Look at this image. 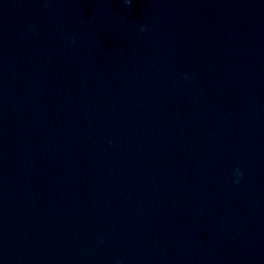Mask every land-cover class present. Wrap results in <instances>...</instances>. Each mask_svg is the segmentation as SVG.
<instances>
[{
  "label": "water",
  "instance_id": "obj_1",
  "mask_svg": "<svg viewBox=\"0 0 264 264\" xmlns=\"http://www.w3.org/2000/svg\"><path fill=\"white\" fill-rule=\"evenodd\" d=\"M0 264H264V0H0Z\"/></svg>",
  "mask_w": 264,
  "mask_h": 264
},
{
  "label": "clouds",
  "instance_id": "obj_2",
  "mask_svg": "<svg viewBox=\"0 0 264 264\" xmlns=\"http://www.w3.org/2000/svg\"><path fill=\"white\" fill-rule=\"evenodd\" d=\"M141 30H143V28H141ZM233 175H234V177L239 178L240 175H241L240 170H239L238 168L234 169V170H233ZM233 182H234V183H235V182H238V180H234Z\"/></svg>",
  "mask_w": 264,
  "mask_h": 264
}]
</instances>
